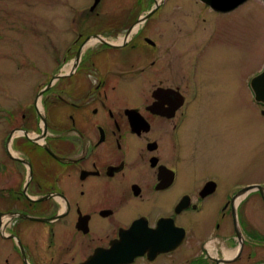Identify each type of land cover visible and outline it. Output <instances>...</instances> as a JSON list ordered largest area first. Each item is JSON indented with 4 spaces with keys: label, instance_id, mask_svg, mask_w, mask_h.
<instances>
[{
    "label": "flooded vegetation",
    "instance_id": "1",
    "mask_svg": "<svg viewBox=\"0 0 264 264\" xmlns=\"http://www.w3.org/2000/svg\"><path fill=\"white\" fill-rule=\"evenodd\" d=\"M70 2L53 12L51 69L4 109L0 264H244L262 232L249 206H264L263 174L249 165L264 102L246 78L235 127L198 52L202 22L236 7Z\"/></svg>",
    "mask_w": 264,
    "mask_h": 264
},
{
    "label": "rangeland",
    "instance_id": "2",
    "mask_svg": "<svg viewBox=\"0 0 264 264\" xmlns=\"http://www.w3.org/2000/svg\"><path fill=\"white\" fill-rule=\"evenodd\" d=\"M65 1L0 0V142L4 135V109L18 110L19 93L26 101L35 76L51 69L52 52L48 44L54 37L53 12ZM210 16L212 21L202 22V27L211 24L207 29L209 38L202 42L204 45L198 52L200 59L213 60L208 67L219 85L213 104L219 105L220 112H232L236 127L246 116V107L253 97L251 91L247 95L243 81L264 69V0H246L228 14ZM251 118L264 119L252 110ZM236 134L240 133L235 128L233 135ZM249 166L250 177L259 178L257 174H263L264 182V148ZM249 208L251 228L262 231L264 238V206L259 203L254 208L250 204ZM254 209L256 215L252 213ZM260 239L256 240L257 245L248 248L251 257L244 258V264H264V239Z\"/></svg>",
    "mask_w": 264,
    "mask_h": 264
},
{
    "label": "water",
    "instance_id": "3",
    "mask_svg": "<svg viewBox=\"0 0 264 264\" xmlns=\"http://www.w3.org/2000/svg\"><path fill=\"white\" fill-rule=\"evenodd\" d=\"M202 1L210 5L214 10L228 11L244 3L246 0H202ZM250 86L254 93V99L256 101L264 102V69L260 73L256 74L251 78Z\"/></svg>",
    "mask_w": 264,
    "mask_h": 264
},
{
    "label": "bare ground",
    "instance_id": "4",
    "mask_svg": "<svg viewBox=\"0 0 264 264\" xmlns=\"http://www.w3.org/2000/svg\"><path fill=\"white\" fill-rule=\"evenodd\" d=\"M229 254V252H226V255H228Z\"/></svg>",
    "mask_w": 264,
    "mask_h": 264
}]
</instances>
